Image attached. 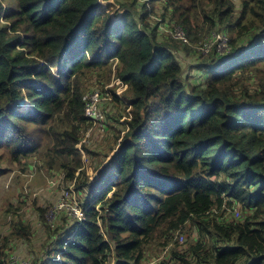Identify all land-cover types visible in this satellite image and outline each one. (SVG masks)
Wrapping results in <instances>:
<instances>
[{
  "label": "trees",
  "instance_id": "obj_1",
  "mask_svg": "<svg viewBox=\"0 0 264 264\" xmlns=\"http://www.w3.org/2000/svg\"><path fill=\"white\" fill-rule=\"evenodd\" d=\"M168 22L207 38L161 35ZM211 32L229 37L228 53L201 49ZM103 70L94 85L114 74L106 111L119 130L90 169L78 144ZM1 146L14 161L45 155L84 195V217L62 210L26 264H148L145 249L160 247L158 264H264V0H0ZM185 227L196 235L183 248ZM16 228L0 264L15 238L29 251L30 227Z\"/></svg>",
  "mask_w": 264,
  "mask_h": 264
},
{
  "label": "rangeland",
  "instance_id": "obj_2",
  "mask_svg": "<svg viewBox=\"0 0 264 264\" xmlns=\"http://www.w3.org/2000/svg\"><path fill=\"white\" fill-rule=\"evenodd\" d=\"M102 1L104 2V0ZM108 1L114 2V0ZM235 2L240 3L241 0H235ZM158 8L160 7L158 6ZM237 8L239 13L241 11V5ZM1 20L3 21V18H1ZM161 26V35L163 33H167L166 29L170 31L182 28L177 26L174 29L169 22ZM211 35H216L217 38L219 33L211 32L210 36ZM206 38L207 35L204 36L201 42L197 44L192 43L189 38L190 43L188 44L194 48H198V46L205 42ZM201 49L204 50V45L201 46ZM188 60L192 62L191 56ZM114 61L116 63L118 59ZM194 66H189V75L195 82H205L207 78L203 75V72L200 71L197 73V69H194L197 67ZM52 69L55 75H60L59 68H57V66L52 67ZM113 71H116V66L114 64ZM185 72L188 74L186 70ZM107 73V70L97 72L96 75H93V80L90 82V84H92L91 88L94 89V91L100 90L102 100H106L101 105V109L105 113L106 124L103 122H95L94 124L89 121L90 126L83 132L82 141L78 144V147L82 152L83 162L86 164V168L89 167L90 169H92L97 162L100 163L101 160L107 156L113 146V141L115 140V136L119 130L111 127L110 123L112 118L106 111L110 109V106H112V109H110L111 113L116 112L114 105L116 99L113 95L114 91L112 92L111 88H108V86H113L114 74H112L111 81L107 84L106 89L105 87L103 89L101 85H94L96 79L100 80L98 77H104ZM87 83L88 82L86 81V84ZM106 105L107 107L105 109ZM35 133L41 132L35 131ZM40 136L41 135L39 134L38 140ZM38 144L46 145L45 138H43V140L41 139ZM13 157L14 156L12 155L10 149L5 146L0 147V171H2L0 174V246L5 243L7 238H10L11 232L15 230L17 225H20L23 221L24 225L30 227L31 229V233L29 235V251L22 254V250L17 246V244H20L22 240L15 238L14 241L17 244L15 243L14 247H16V249L13 250L10 264L15 262L16 257L20 264L21 262L22 264H26L28 262L27 257L32 256L34 252L43 250L47 247L48 241L46 239V234L48 227L51 223L56 222L57 217L60 214H63L61 207H66L68 202L66 198L69 193L73 198L78 200L79 204L83 202L84 195L77 189L78 184H80L79 181L76 179H69L67 177V173L65 172H51L47 169L45 155L43 156L42 154L36 153L30 158H21L17 161H14ZM82 168L77 171V175ZM44 208H47V210L43 213ZM235 208L237 211H240V208ZM235 208L232 210L235 214L234 216H236ZM38 209L40 210L37 211ZM66 210L69 214L72 213L71 217H74L71 210L77 212V207L74 205L71 209L66 208ZM40 211L43 213L42 215L40 214ZM53 228L55 227L53 226ZM182 235L184 236L183 240H181ZM195 235L196 234L193 231L185 227L181 234H176L175 239L178 240L180 246L185 248L188 243L193 240ZM165 237L166 236L164 235L163 238L165 239ZM164 239L160 242H163ZM166 249L167 247L165 249L160 247L158 249H151L150 251V249L147 250L146 248L145 256L148 257L150 254V260L158 264L167 254ZM17 252H19L18 255L16 254ZM56 253L57 251L54 253V258L60 259V256ZM152 261L148 262V264H152Z\"/></svg>",
  "mask_w": 264,
  "mask_h": 264
},
{
  "label": "built area",
  "instance_id": "obj_3",
  "mask_svg": "<svg viewBox=\"0 0 264 264\" xmlns=\"http://www.w3.org/2000/svg\"><path fill=\"white\" fill-rule=\"evenodd\" d=\"M166 31L172 33L175 38L181 39V40H183L186 43L190 42L185 30L182 29V28H177L176 30H170V31L166 29ZM216 33H219L218 37L216 38V35H214V36L211 35V37L209 38V41L206 42L205 45H204V50L205 51H209L211 46L214 43L219 42L218 51L221 52V53L227 52L228 48H229V37L227 35L223 34L222 32H216ZM106 87H107V85L105 86V88ZM93 91H94V89L91 88V90L88 92V98H87V101H86L87 104H86V108H85V116L89 119L90 122H92L94 124H95V122L96 123H102L103 122V123L106 124L105 113L101 109V105L106 100L105 101L102 100L100 90H97V91H94V92ZM66 199L68 201L67 205H66L65 208L61 207V209L62 210H66V208H70L71 209V207L76 205L77 212H74L73 210H71L73 212L74 217H79L80 216V217L83 218L84 217V212L81 211V208H80L78 200L73 198L70 195V193H69V195L67 196ZM235 213L238 216L240 214V211H237L236 208H235ZM70 214H72V213H70ZM183 238H184V236L182 235L181 240H183Z\"/></svg>",
  "mask_w": 264,
  "mask_h": 264
},
{
  "label": "bare ground",
  "instance_id": "obj_4",
  "mask_svg": "<svg viewBox=\"0 0 264 264\" xmlns=\"http://www.w3.org/2000/svg\"><path fill=\"white\" fill-rule=\"evenodd\" d=\"M83 54V53H82ZM85 54H83L82 56H84ZM81 56V55H80ZM78 60V59H77ZM99 60V59H98ZM102 60V59H101ZM112 65V64H111ZM64 67V66H63ZM58 68V67H57ZM60 68H61V66H60ZM70 68V67H69ZM54 69V68H53ZM64 69V68H63ZM113 69V68H112ZM69 70V69H68ZM63 74V73H62ZM63 76H65V75H63ZM113 86H111V87H109L108 86V88H111V90H112V92H113V89L114 88H112ZM118 88V87H117ZM106 89V88H105ZM116 89V88H115ZM118 93H119V91H118ZM256 196V195H255Z\"/></svg>",
  "mask_w": 264,
  "mask_h": 264
},
{
  "label": "clouds",
  "instance_id": "obj_5",
  "mask_svg": "<svg viewBox=\"0 0 264 264\" xmlns=\"http://www.w3.org/2000/svg\"><path fill=\"white\" fill-rule=\"evenodd\" d=\"M23 107H26L25 105L23 106ZM83 143V142H82ZM78 149H79V147H78ZM80 150V149H79ZM53 172H56V171H53ZM77 218V217H76ZM79 218H82V217H80L79 216ZM53 226H54V223H53ZM60 256V255H59ZM57 260H60V259H57Z\"/></svg>",
  "mask_w": 264,
  "mask_h": 264
}]
</instances>
